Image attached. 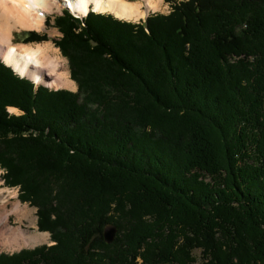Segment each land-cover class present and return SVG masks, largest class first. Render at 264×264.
Returning <instances> with one entry per match:
<instances>
[{
    "label": "trees",
    "instance_id": "trees-1",
    "mask_svg": "<svg viewBox=\"0 0 264 264\" xmlns=\"http://www.w3.org/2000/svg\"><path fill=\"white\" fill-rule=\"evenodd\" d=\"M168 2L55 17L75 93L0 62L3 181L53 243L0 264H264V0Z\"/></svg>",
    "mask_w": 264,
    "mask_h": 264
},
{
    "label": "bare ground",
    "instance_id": "bare-ground-1",
    "mask_svg": "<svg viewBox=\"0 0 264 264\" xmlns=\"http://www.w3.org/2000/svg\"><path fill=\"white\" fill-rule=\"evenodd\" d=\"M144 1L145 10H142L138 3L131 4L128 0H0V58L13 71L25 73L23 77L32 79L35 85L40 84V80H46L47 76L42 75L41 72L47 69L45 72L49 73V76H54L49 78L51 88L63 86L71 88L72 83L67 73L65 71L58 73L59 67L64 68V63L57 61L59 58L57 51H53L49 44L47 45L50 49L41 45L34 47L33 44H15L13 33L21 30H42L45 15L51 13L53 9L59 11L62 2L81 17L92 8L94 12L109 11L118 19L140 20L150 11L159 10V4L155 3L158 0ZM9 109L14 110V108ZM5 191L0 187V245L9 248L15 245L22 248L47 241V235L28 232L20 225L16 228L10 227V216L13 214L18 216L17 219L21 224L24 220L28 221L34 230H36V219L33 216L34 212L26 209V206L22 208L19 202H10L16 196L14 192L5 195Z\"/></svg>",
    "mask_w": 264,
    "mask_h": 264
},
{
    "label": "rangeland",
    "instance_id": "rangeland-1",
    "mask_svg": "<svg viewBox=\"0 0 264 264\" xmlns=\"http://www.w3.org/2000/svg\"><path fill=\"white\" fill-rule=\"evenodd\" d=\"M128 1H130L131 4L138 3L140 5V8L142 10H145L146 9V6L144 5L146 3H145L144 0H128ZM175 1H177V0H175ZM155 3L159 4V10L158 11H150L144 18H141L140 20H137V19H133V20H131V19H120V18L118 19L112 13H110L109 11L106 12V13L98 12V10L96 12H94V11L91 10L92 8H90V12H94L96 14L98 13V14H102V15H109V16H111L115 20L122 21V22H130V21H132L130 23L136 24V23L143 22L148 16H150L152 14H158V13L159 14H164L165 13V15H166V14H168V12H170L171 4L168 2V0H158ZM60 6H61V9L59 11H57L56 9H53V11L51 13H48V14L45 15L44 27H43L42 30H40V31H33L36 34H38V36H40V40L31 41L30 38L32 36L29 34V32H31V31H29V30H21V31H17V32L15 31L13 33V43H15V44H33L34 47H36L38 45H41V46H44V47L50 49L48 47V45H47V44H49L50 47L52 48V50L53 51H57V53L59 55V58H58L57 61H59V62L61 61V62L64 63V68H63V66L62 67H59L60 69H59L58 73H62L63 71H65L67 73L68 79L72 83V87L69 88L67 86H63V87L51 88L50 87L51 80H49V78H53L54 76H49V73L45 72L47 69L42 68V70L43 69H45V70L42 71L41 73H42V75H46L47 78L44 81H41L40 80V84H38V85H35L34 84L35 85V88L38 87V86H42V87H45V88H47L49 90H54V91L55 90H68L69 92L75 93L77 91V86H76V83L74 81H72L71 78H70V76H69L70 75V72H69V63H68V60H67L66 57H64L61 54L60 50L55 45V43L57 42V40H59L62 37L61 34L58 32L56 26H55V17L61 15V13H62L63 10H66L64 8L63 2L60 4ZM76 17L83 18V17H81L79 15H77ZM124 20H126V21H124ZM44 44H46V45H44ZM0 62H2V59L1 58H0ZM2 64L6 66L5 62H2ZM12 72L15 73V75L18 76L21 79L22 78H25V79H28V80H32V79H30L28 77H23V75L25 74L24 72H23L24 74H20L19 72H16L15 70L13 71V69H12ZM33 83H35V82H33ZM9 108H14V107H9ZM7 112L10 115H19L20 114V112L16 108L14 110H10V109L7 108ZM4 174H5L4 171L0 169V187L4 188L6 190L4 194L7 195L8 193H13L14 192L15 193L14 195H16V196L13 197L10 202L11 203L12 202H19V204H20V206L22 208H23V206H26V209H28L30 211H33L34 212L33 213V216L36 219V221H35V223H36L38 221L37 209L35 207L31 206L29 202H22L21 200L18 199V196H19V188L18 187L12 188V187L5 186L6 184L3 181L4 180V178H3ZM10 202H9V208L11 206L10 205ZM17 218H18V216H15L14 214L12 216H10V221H9L10 227L16 228V227H18L20 225L22 227V229H24V230H26L28 232L31 231V232H37V233H40V234H43V235H47L48 236L47 241L40 242L37 245H32L31 244L28 247H22V248L21 247L18 248L15 245H13L10 248L9 247H4V246H1L0 245V254L1 253L13 254V253H17V252H19L21 250H24V249H34V248L39 247V246H42V245L50 246V245L53 244L50 241V237H49L50 235H49L48 232H39L38 231L37 223H36V230H34V228H31L30 227L28 221L24 220V221H22L23 223L21 224ZM108 229H110V227H107L105 229V231L108 230ZM193 256L195 258V263L194 264H201V262H202V256H200L199 251H194L193 252Z\"/></svg>",
    "mask_w": 264,
    "mask_h": 264
},
{
    "label": "water",
    "instance_id": "water-1",
    "mask_svg": "<svg viewBox=\"0 0 264 264\" xmlns=\"http://www.w3.org/2000/svg\"><path fill=\"white\" fill-rule=\"evenodd\" d=\"M116 229L110 228L103 233V239L106 243H112L115 239Z\"/></svg>",
    "mask_w": 264,
    "mask_h": 264
}]
</instances>
